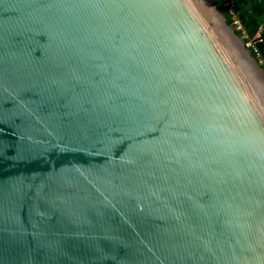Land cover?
I'll list each match as a JSON object with an SVG mask.
<instances>
[{
    "label": "water",
    "instance_id": "1",
    "mask_svg": "<svg viewBox=\"0 0 264 264\" xmlns=\"http://www.w3.org/2000/svg\"><path fill=\"white\" fill-rule=\"evenodd\" d=\"M261 62L213 0H0V264H264Z\"/></svg>",
    "mask_w": 264,
    "mask_h": 264
},
{
    "label": "crops",
    "instance_id": "2",
    "mask_svg": "<svg viewBox=\"0 0 264 264\" xmlns=\"http://www.w3.org/2000/svg\"><path fill=\"white\" fill-rule=\"evenodd\" d=\"M233 2L235 11L247 34L260 33L257 39L262 64L264 65V0H227Z\"/></svg>",
    "mask_w": 264,
    "mask_h": 264
},
{
    "label": "built area",
    "instance_id": "3",
    "mask_svg": "<svg viewBox=\"0 0 264 264\" xmlns=\"http://www.w3.org/2000/svg\"><path fill=\"white\" fill-rule=\"evenodd\" d=\"M220 1L222 2V8L228 14L230 20L232 21V26L234 30L239 32L246 47H248L250 51L254 54V56L261 62V54L257 46V39H259L260 33H256L253 36L247 34L242 22L240 21L237 15V11H235L234 3L227 0Z\"/></svg>",
    "mask_w": 264,
    "mask_h": 264
},
{
    "label": "trees",
    "instance_id": "4",
    "mask_svg": "<svg viewBox=\"0 0 264 264\" xmlns=\"http://www.w3.org/2000/svg\"><path fill=\"white\" fill-rule=\"evenodd\" d=\"M214 4L216 5V7L218 9H220L224 16L226 17V20L229 22L230 25H232V21L230 20L228 14L224 11V9L222 8V2L220 0H213ZM239 34V32H237ZM253 54V53H252ZM254 55V54H253Z\"/></svg>",
    "mask_w": 264,
    "mask_h": 264
}]
</instances>
